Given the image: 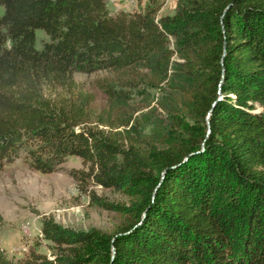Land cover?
Returning <instances> with one entry per match:
<instances>
[{"label": "trees", "instance_id": "obj_1", "mask_svg": "<svg viewBox=\"0 0 264 264\" xmlns=\"http://www.w3.org/2000/svg\"><path fill=\"white\" fill-rule=\"evenodd\" d=\"M163 2L111 14L107 0H0V171L22 157L52 173L79 156L88 170L73 177L92 205L109 207L89 183L130 200L110 234L44 220L53 257L0 247V264H264V0H178L158 16ZM98 71L175 85L198 124L161 147L120 143L97 128L112 108L74 78Z\"/></svg>", "mask_w": 264, "mask_h": 264}, {"label": "rangeland", "instance_id": "obj_2", "mask_svg": "<svg viewBox=\"0 0 264 264\" xmlns=\"http://www.w3.org/2000/svg\"><path fill=\"white\" fill-rule=\"evenodd\" d=\"M144 1L139 4L136 0L130 10L140 9ZM122 3L125 5V0ZM177 4L178 0H164L158 16L173 15ZM34 33L35 47L40 49L48 36L42 29H35ZM173 41L171 38L170 47H174ZM74 78L94 94L98 110L112 108V125L98 124L97 128L114 134L124 145L129 137H135L143 144L148 140L161 147L184 136L182 126L198 124L180 109L181 95L175 85L170 86L166 81L152 84L144 71L120 78L108 71L77 72ZM105 82L113 88L110 95L104 90ZM190 83L184 81L185 85ZM77 170H88V164L79 156L68 157L52 173L30 169L22 157L15 158L0 171V247L8 257L22 258L30 247L53 257L57 251L55 243L40 231L44 220H52L72 232L98 230L109 234L125 220L120 209L129 206V198L113 189L89 183L87 190H94L109 207L92 205L88 193L79 189L73 177ZM246 212L244 209L239 212L235 246H240L245 237Z\"/></svg>", "mask_w": 264, "mask_h": 264}, {"label": "built area", "instance_id": "obj_3", "mask_svg": "<svg viewBox=\"0 0 264 264\" xmlns=\"http://www.w3.org/2000/svg\"><path fill=\"white\" fill-rule=\"evenodd\" d=\"M122 1L123 0H107V7L109 6L108 3H112V5H113V6L110 5L112 7H108L111 14H113L112 13L113 10L116 12H118L120 10H124V11L130 10L129 7L132 6L133 4H135L136 0H125L126 6L122 3Z\"/></svg>", "mask_w": 264, "mask_h": 264}, {"label": "water", "instance_id": "obj_4", "mask_svg": "<svg viewBox=\"0 0 264 264\" xmlns=\"http://www.w3.org/2000/svg\"><path fill=\"white\" fill-rule=\"evenodd\" d=\"M208 115H209V112L207 113V116H206V118L208 117ZM206 122H207V124H208V119H206Z\"/></svg>", "mask_w": 264, "mask_h": 264}]
</instances>
